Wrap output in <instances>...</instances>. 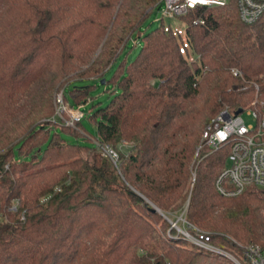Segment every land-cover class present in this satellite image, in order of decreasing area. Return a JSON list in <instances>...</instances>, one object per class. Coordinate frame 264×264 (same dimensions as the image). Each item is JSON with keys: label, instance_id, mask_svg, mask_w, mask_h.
Segmentation results:
<instances>
[{"label": "trees", "instance_id": "obj_1", "mask_svg": "<svg viewBox=\"0 0 264 264\" xmlns=\"http://www.w3.org/2000/svg\"><path fill=\"white\" fill-rule=\"evenodd\" d=\"M160 1L0 0V264H235L193 247L153 205L172 221L187 208L236 257L264 247V191L220 194L229 149L196 155L224 108L264 106V14L247 24L236 0L198 6L180 16L182 36L150 29ZM103 79L114 89L89 115L97 136L66 125L57 93L84 105L95 86L66 87Z\"/></svg>", "mask_w": 264, "mask_h": 264}, {"label": "built area", "instance_id": "obj_2", "mask_svg": "<svg viewBox=\"0 0 264 264\" xmlns=\"http://www.w3.org/2000/svg\"><path fill=\"white\" fill-rule=\"evenodd\" d=\"M164 1L162 13L166 17H180L198 6H224L228 2V0ZM236 3L244 23H255L264 14V0H236ZM232 72L235 76H241L236 69ZM56 104H59V111L57 109L59 116L66 112L71 117L66 125L74 126L76 122L83 119V112L64 104L62 92L58 95ZM243 113L252 117L254 123H246L242 117ZM97 146L104 155L117 163L118 154L114 150L99 144ZM205 147L211 151L224 147L229 149L226 165L216 180V188L220 194L234 197L242 194L247 188L264 191V106L262 103L255 101L253 107L224 108L205 128L196 155L198 156ZM186 212L187 208L181 213L177 222L173 221L176 223H172V227L193 247L214 256L225 257L235 264H264V247L249 244L243 247V255L240 258L236 257L228 250L213 244L208 232L188 223ZM180 220L184 222L183 229L178 226Z\"/></svg>", "mask_w": 264, "mask_h": 264}, {"label": "rangeland", "instance_id": "obj_3", "mask_svg": "<svg viewBox=\"0 0 264 264\" xmlns=\"http://www.w3.org/2000/svg\"><path fill=\"white\" fill-rule=\"evenodd\" d=\"M163 2L165 3L164 0H161L158 3L159 6L161 5V3L163 4ZM162 8H163V5H161L159 9L154 10L152 12L151 16L149 17L148 23L150 24V29H154L155 27H157L161 23V21H163L166 26H168V25L171 26L180 35L184 36L185 28H186V23L184 22V20L181 17H177V16H175V17H166V16H164L163 13H162ZM132 45H133V42L131 41L130 44H129V47L127 48V50L122 55V59H123L125 53L130 49V47ZM137 52H138V48L135 49L130 54L129 60H132L135 57V55L137 54ZM117 63L118 62H115L112 65L111 69L106 73V79H110L113 76V73H114V70H115V68L117 66ZM103 81H105V79H103L102 82ZM102 82L99 81V80H80V81L73 82L71 85L67 86L66 90H65V95L69 96V91L71 89H73L74 87L83 88V87H87V86H90V85H94L95 86V88L91 90L88 102L86 104H84V105H75V104L72 103V101L69 102V105H72L73 109L80 110L81 112H83V119H82L83 128L93 137L97 136V127H96V125L94 123H92L90 121L89 115L94 110V105L101 104V106H103L109 101L110 95H109V92H108L107 89H110V91H112L114 89V87L111 84L106 85V84H104ZM60 93H57V95L55 97V104H56V99L58 98V95ZM58 107H57V109H58ZM228 108H230V107H228ZM230 109H232V108H230ZM58 111H59V109H58ZM242 117H243V119L245 120L246 123H248V124L254 123V119L252 117H248L246 115V113H243ZM58 131L61 132V129L58 128ZM64 135L70 141H72L74 143L81 144V145L84 143L83 139L80 138V137H76L74 135H69V134H64ZM119 148L122 149L123 152H125V153L128 152L127 148H124V146H119ZM194 177H195V174H194ZM180 215H181V213L180 214L174 213L173 214V219L175 218V221H176L180 217ZM178 226L183 229L184 228V222L180 220L179 223H178Z\"/></svg>", "mask_w": 264, "mask_h": 264}, {"label": "water", "instance_id": "obj_4", "mask_svg": "<svg viewBox=\"0 0 264 264\" xmlns=\"http://www.w3.org/2000/svg\"><path fill=\"white\" fill-rule=\"evenodd\" d=\"M104 83V82H103ZM240 112V111H239ZM238 112V113H239ZM154 206V208H155V211H157V212H159V213H161L163 216H165V218L167 219V220H169V222H171V223H176V222H173V221H171L166 215H164L155 205H153Z\"/></svg>", "mask_w": 264, "mask_h": 264}]
</instances>
